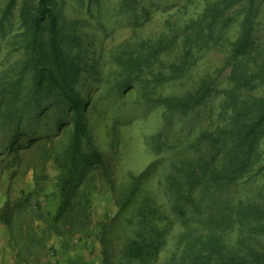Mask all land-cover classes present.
Returning a JSON list of instances; mask_svg holds the SVG:
<instances>
[{
  "label": "trees",
  "instance_id": "trees-1",
  "mask_svg": "<svg viewBox=\"0 0 264 264\" xmlns=\"http://www.w3.org/2000/svg\"><path fill=\"white\" fill-rule=\"evenodd\" d=\"M125 2L127 39L91 54L85 21L52 0H23L2 35L18 54L0 62V225L15 264H98L74 242L92 234L98 178L116 208L100 264H264V0ZM101 88L151 158L119 187L89 129ZM29 173L32 190L15 189Z\"/></svg>",
  "mask_w": 264,
  "mask_h": 264
},
{
  "label": "rangeland",
  "instance_id": "rangeland-1",
  "mask_svg": "<svg viewBox=\"0 0 264 264\" xmlns=\"http://www.w3.org/2000/svg\"><path fill=\"white\" fill-rule=\"evenodd\" d=\"M23 0H0V22L4 23L0 25V62L5 66V63H13L18 57V54H11L8 56L5 53L3 34L16 32L18 28V16L17 11L20 3ZM34 2V0H28ZM150 6L154 7L155 4H171L174 0H146ZM179 1V0H175ZM182 1V0H181ZM184 1V0H183ZM10 12L8 17L4 20V10L9 5ZM56 9L63 10L68 18L80 19L85 22L80 24L77 28V32L81 38L86 42L87 48L91 54L97 49L118 45L127 39V4L125 0H52ZM82 7V8H80ZM105 31L110 32L111 39L107 40L105 37ZM255 32L258 35L256 38L259 44L264 48V2L262 5V11L255 21ZM230 36V32H229ZM232 36V34H231ZM263 59V60H262ZM261 60L264 62V57ZM107 59L104 53L99 59V66L107 69ZM106 65V67H105ZM99 102L97 111L89 116V129L93 140L103 158L106 165L111 166L113 172L111 177L116 180L117 187L120 186L119 180L127 176V171L130 170L135 174H138L144 169L150 162L151 158L144 151V146L141 142L139 135L137 134L135 124L127 126V120L124 119L127 115L126 105H118L116 107L115 101L111 99V95L107 90L103 92V88L99 92L92 93ZM102 95V96H98ZM116 108L113 111V107ZM118 111L119 120L116 128H112V112ZM52 165V164H51ZM48 173L51 177L55 174L54 167L50 166ZM102 179V180H101ZM98 178L96 184L99 187L98 194L93 203V220H92V234L89 235L87 241L80 237L76 242L77 253L82 255L85 259H91L100 264L101 254V231L103 225L108 223L111 226L114 222L116 214V208L112 194L106 185L104 178ZM7 183L0 182V188L3 190ZM34 186L31 174H27L24 179L15 183V189H23L25 191H31ZM0 190V205L4 202V196ZM49 190V188H48ZM56 203L53 202L49 206L53 211ZM87 246L85 245V242ZM63 255L58 253L57 255H51L47 253V256L43 258V261L48 260L50 264H64ZM0 264H15L14 253L7 244V237L4 231L3 225H0Z\"/></svg>",
  "mask_w": 264,
  "mask_h": 264
}]
</instances>
